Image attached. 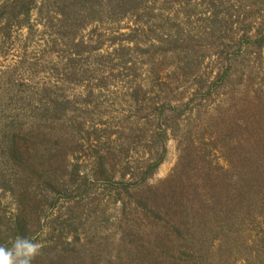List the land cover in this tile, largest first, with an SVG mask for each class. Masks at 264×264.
I'll list each match as a JSON object with an SVG mask.
<instances>
[{
  "label": "rangeland",
  "instance_id": "rangeland-1",
  "mask_svg": "<svg viewBox=\"0 0 264 264\" xmlns=\"http://www.w3.org/2000/svg\"><path fill=\"white\" fill-rule=\"evenodd\" d=\"M157 188L235 222L171 227L161 264H264V0H0V245L28 189L42 250L62 221L117 260L164 230Z\"/></svg>",
  "mask_w": 264,
  "mask_h": 264
},
{
  "label": "trees",
  "instance_id": "trees-1",
  "mask_svg": "<svg viewBox=\"0 0 264 264\" xmlns=\"http://www.w3.org/2000/svg\"><path fill=\"white\" fill-rule=\"evenodd\" d=\"M70 191H72V189ZM75 191H78L77 193L79 194L76 198L74 196V199L69 207L70 210H73V208H75V205L81 206V202H85L86 198L88 200V197L84 196V193H86V188H75L73 189V192ZM16 194L22 199L24 207L39 212L38 216L33 215V221L29 225L27 222L21 224L19 227L22 231H18V234L15 236H24L32 239L38 232H40V230L43 231V205L44 202L49 200V194L51 193L33 192L32 190L29 191L28 189H26L25 192L18 191L16 192ZM57 194L59 196L61 195V193ZM78 198H80L81 200H79ZM193 200H197L200 203L203 202L202 197L199 194H196V196L191 197L188 201H185L183 196L179 195L176 192H173L166 188L162 190H159L157 188L155 199L149 207L146 205V209H148V211L154 210L155 215L156 213L160 214L158 217L165 221L163 223L165 231H158L159 233L157 231H154L155 234L154 237H152V240L154 241H150L151 236H148L149 241H145L143 243H133L135 239L128 240L127 243H130L129 249H127L126 252L124 250L121 254L118 252L119 254H117V260L114 261L103 251L97 254L92 253L89 257H87L81 251L72 248L71 243H66L64 241V235L67 229L65 228V226L62 227V221L52 220L51 223L53 224V228L50 230L52 231V234L55 235V238H53L54 243L43 247L42 252H45L46 254L43 258L45 260L44 264H161L162 260H160L158 257H156V259L154 252L151 249L158 247L159 250L166 252L165 250L170 245L168 244V234L171 227H175L176 229H183L189 222L197 220L195 221V223H193V225L199 229H203L204 231L208 230L207 227H214L217 225L221 227V231L226 226L230 229H233V225H235V222L231 221L229 223V220L227 221L228 216L224 218L228 214L226 210L220 208L221 216L217 213L219 218L213 213H207L202 216L197 215L194 212L192 206L189 205V202ZM202 206L205 209H209L208 206L204 204H202ZM238 212L240 214L239 209ZM196 215L200 216L199 219ZM69 217H71V215ZM57 220H61V218H58ZM57 224H59L60 227L57 226ZM130 233L131 232L128 231L126 235L128 236ZM127 243L121 246H127Z\"/></svg>",
  "mask_w": 264,
  "mask_h": 264
},
{
  "label": "clouds",
  "instance_id": "clouds-1",
  "mask_svg": "<svg viewBox=\"0 0 264 264\" xmlns=\"http://www.w3.org/2000/svg\"><path fill=\"white\" fill-rule=\"evenodd\" d=\"M42 245L24 236H17L10 246L0 245V264H35Z\"/></svg>",
  "mask_w": 264,
  "mask_h": 264
}]
</instances>
